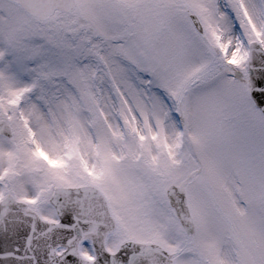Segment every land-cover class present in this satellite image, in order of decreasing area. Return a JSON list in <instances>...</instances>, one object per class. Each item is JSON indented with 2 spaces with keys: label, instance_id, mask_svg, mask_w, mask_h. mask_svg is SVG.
I'll return each mask as SVG.
<instances>
[{
  "label": "snow or ice",
  "instance_id": "snow-or-ice-1",
  "mask_svg": "<svg viewBox=\"0 0 264 264\" xmlns=\"http://www.w3.org/2000/svg\"><path fill=\"white\" fill-rule=\"evenodd\" d=\"M0 264H264V0H0Z\"/></svg>",
  "mask_w": 264,
  "mask_h": 264
}]
</instances>
